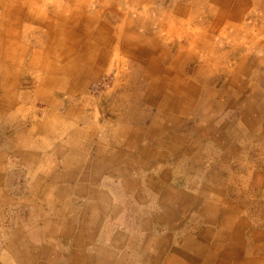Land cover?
Wrapping results in <instances>:
<instances>
[{"label": "crops", "instance_id": "0c3cea01", "mask_svg": "<svg viewBox=\"0 0 264 264\" xmlns=\"http://www.w3.org/2000/svg\"><path fill=\"white\" fill-rule=\"evenodd\" d=\"M95 1H0V264H264V14L198 58L180 1Z\"/></svg>", "mask_w": 264, "mask_h": 264}, {"label": "rangeland", "instance_id": "374dc122", "mask_svg": "<svg viewBox=\"0 0 264 264\" xmlns=\"http://www.w3.org/2000/svg\"><path fill=\"white\" fill-rule=\"evenodd\" d=\"M1 1V0H0ZM4 3H7L6 1L10 0H2ZM13 1V0H11ZM86 3H89L90 0H84ZM122 1V0H121ZM172 2L174 1H180L183 6L186 7V10L183 14L184 19L190 20L188 22V31H190V35L192 36V39L194 38V43L197 52L196 54L198 55V58L201 57H206L208 56V51L211 50L210 45L213 44L212 39H214V46L215 49H218L217 51H223V47H228L230 43H232V37L235 34H238L237 37H241V34L245 33L246 30H251V26L254 25V20L258 17V12H261L264 14V8L259 10L257 8V2L256 0H246V8L245 6H242V4H236V3H230L228 0H221V2H227L226 3V9H224V13L221 12L222 6H220L222 3H216L215 4V11L209 13L208 10H206L208 2L205 3V0H171ZM169 0H161V1H153V7L156 8L158 6V3H163L162 5H165L168 3ZM256 2V4H255ZM165 3V4H164ZM123 6H119V9H124V6H126V3L123 2ZM131 4V0L128 5ZM96 5L95 0H91V6L94 7ZM174 5V4H172ZM218 5V6H217ZM156 6V7H155ZM220 6V9H219ZM259 7V6H258ZM140 6H137V10H140ZM154 13V12H153ZM223 13V14H222ZM8 14L7 11L1 12L0 8V16L1 15H6ZM214 14V20L212 18V15ZM1 18V17H0ZM7 18H9L7 16ZM232 18H240L239 20H232ZM243 19L248 20L247 23L248 25L246 28H237V24L243 23ZM211 21H215V27L209 26V23ZM219 25V26H218ZM230 25V27L228 26ZM190 26V27H189ZM225 26V27H224ZM197 28V29H196ZM23 29H20L22 31ZM191 30L192 31L191 33ZM239 30V32L237 31ZM254 30V28H252ZM197 35V36H196ZM212 42V44H211ZM219 47V48H218ZM198 61V59L194 61H190V65L192 63ZM11 76L12 73L10 74ZM18 83L14 91L16 93H27L28 96H30V99H25L24 104L25 107H30L31 105L38 104V106H44V102H42L41 97L38 96H32L34 94V89L36 88L34 78H37L36 75L30 74L27 70L22 69L20 73H18ZM113 73L112 72H105L100 74L95 80L90 82L88 85V90L87 93L90 94L91 96H96L97 93H101L105 91L106 89L109 88L110 86V79L112 77ZM44 94V93H43ZM17 96V94H16ZM55 98L58 99H63L66 97V95L63 92L56 91L54 92ZM17 98V97H16ZM20 104V103H19ZM4 112L2 113V116L0 117V134L4 130L5 126V121H12L9 117V115ZM11 119V120H10Z\"/></svg>", "mask_w": 264, "mask_h": 264}]
</instances>
